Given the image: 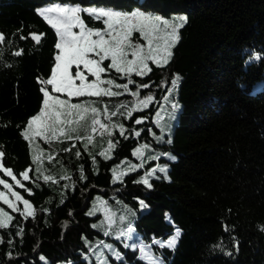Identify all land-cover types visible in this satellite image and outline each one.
<instances>
[{"label": "trees", "instance_id": "obj_1", "mask_svg": "<svg viewBox=\"0 0 264 264\" xmlns=\"http://www.w3.org/2000/svg\"><path fill=\"white\" fill-rule=\"evenodd\" d=\"M52 3L147 11L174 21L187 18L167 65L149 62L152 71L146 77L121 78L114 70L102 74L116 84L131 80L127 93L113 87L121 95L68 98L71 104L90 98L106 108L105 124L117 127L105 141L102 134L92 135L98 116L82 110L71 112L70 133L56 123L55 139L23 138L27 121L43 107L39 81L50 77L57 54L56 32L38 15L40 7ZM82 18L90 28L103 27L86 13ZM0 33L5 37L0 42V161L22 186L2 170L0 177L33 205L31 216L5 207L10 220L0 228V264H96L94 258H84L90 253L86 242L94 247L102 239L117 243L124 257L119 262L108 257L107 264H145L137 259L138 249L124 248L113 236L128 221L145 244L153 238L166 240L175 227L181 229L174 249L151 248L164 264H264V59L245 65L247 57L240 55L243 49L264 53V0H0ZM30 34L41 35V40H32ZM17 51L21 55H14ZM177 75L181 84L174 100L181 108L174 120L166 119L170 108L161 111L171 126L172 143L156 144L147 129L160 134L151 119L164 94L160 85L170 86ZM142 84L150 87L138 88ZM46 88L51 95L66 97ZM150 94L155 98L150 107L133 111ZM142 117L149 120L136 125ZM121 124L127 139L119 133ZM146 143L150 148L145 156L169 152L175 160L146 161L143 168L113 182V169L142 163L132 152ZM38 149L49 158L35 161ZM157 163L168 165V180L151 179L150 190L133 183ZM138 200L149 207L139 211ZM100 201L112 218L113 237L104 235L110 232L104 211L87 215ZM125 206L135 215L126 213ZM166 213L172 223L165 220ZM126 214L128 220L121 221ZM221 242L222 248L216 247Z\"/></svg>", "mask_w": 264, "mask_h": 264}, {"label": "snow or ice", "instance_id": "obj_2", "mask_svg": "<svg viewBox=\"0 0 264 264\" xmlns=\"http://www.w3.org/2000/svg\"><path fill=\"white\" fill-rule=\"evenodd\" d=\"M87 13L89 16L94 17L96 21H102L104 30L99 29L93 30L91 28H85L84 22L81 20L80 13ZM55 13L56 15H52ZM38 15L43 17V19L55 30L58 37V42L55 44V49L57 54L55 55V63L51 68L50 77L46 80L39 81L41 84L40 91L43 95V107L40 108L37 115L32 116L27 121V127L22 133L23 138L26 141L34 140L37 137H41L45 141L56 138V132L54 124L60 122V117L62 115H71V109H82L81 104H71L69 100L60 99L55 95H51L46 86H51L52 93L67 94L69 99L78 98L84 96L90 97H117L121 95L120 92L113 91V87L123 88L124 93L128 92L129 85L132 84L131 80H128L124 84H116L113 79L104 80L101 78L102 74H106L114 70V72L121 78L128 77L131 74H135L137 77H146L152 68L149 67V62L157 67H163L167 65L172 57V49L175 47L179 40L178 32L187 22L186 17H179L175 22L163 19L159 15L145 14L141 11H132L131 13L119 12L113 10H106L104 8H84L70 7V6H56L50 7L45 10H39ZM74 28H78L79 32L73 31ZM136 32L147 44L145 49L143 44H133L131 43V37L133 33ZM31 39L39 42L41 40V35L30 34ZM95 37V38H94ZM5 37L0 33V42H3ZM21 40L28 39V37L21 36ZM126 48H130L131 52L126 51ZM14 55H21L20 51L14 53ZM129 55L131 59H128ZM240 55L242 57H247L244 60V64L248 65L252 62H258L264 59V53L256 52L250 49L241 50ZM93 56L98 58H92ZM105 61H110L107 67L102 66ZM75 66V74L72 75L70 69ZM81 66L85 69L91 77L94 79L88 82V77L85 72L81 70ZM78 81V83H77ZM181 84V78L179 75L175 76L171 82L170 86L161 84L160 88L164 90V94L161 100L157 103L158 110L155 112V116L152 117L153 125L159 129L160 134L156 135L152 128H148L150 136L156 144H171V126L165 123V117L161 116V111L170 108L167 111L166 119L174 120L176 113L180 110L181 105L175 102L174 93L178 90ZM102 85H107L108 87H103ZM149 84L138 85V88H149ZM241 88L244 85H240ZM134 92L132 95H137ZM155 98L153 95H147L143 99H140L135 105L133 111L137 109H148L150 105L154 102ZM59 106L61 109L67 106L68 112L64 113L62 111H57L56 107ZM123 107V106H122ZM87 111V109H83ZM92 112L95 113L96 109L93 108ZM111 115L115 116L116 113L113 112ZM128 117L133 115V112H128ZM149 120V117H142L135 121L136 125L143 124ZM70 123V121H69ZM101 134L108 133L112 135L113 129L117 126L106 125L101 123L99 119L93 120L92 131L95 133L97 127ZM119 133L122 137L127 139L125 136V127L123 124L119 125ZM51 132V137L46 135V133ZM136 137L141 135V132H134ZM165 136L168 138L165 139ZM71 139V137H69ZM88 142L91 143V137H88ZM109 149L113 148L114 145L109 141ZM150 148L149 144H141L137 147L132 155L141 159L142 163L132 164L129 166L126 172L116 171L113 169L112 179L113 182L121 181L127 172H134L139 168L144 167V162L146 161H159L161 158H165L169 161L175 160V157L169 152H159L151 155L145 156L146 150ZM87 149V145H85ZM80 153H77L79 156ZM100 156L108 159L106 152H101ZM4 156V152L0 151V158ZM35 161L40 160V156H34ZM0 170L3 171L5 175L15 179L13 173L10 169L2 167L0 165ZM157 173L162 174L157 175ZM83 178V177H81ZM161 179L168 180V165L167 164H155V166L149 168L143 176L138 180L133 181V183L143 184L147 189L152 188L150 183L151 179ZM27 174L24 175V180H27ZM45 180H49L50 177L45 176ZM17 184H20L19 180H16ZM0 185H3L5 189H11L12 185L6 180L0 179ZM11 195L19 202L21 200L20 195L17 192H12ZM0 200L8 205L9 208L13 207L11 199H6L5 194L0 192ZM140 205L139 211L147 209L149 206L145 204L143 200H138ZM23 204L25 205V210L29 216H31L32 209L29 207L28 200L24 199ZM126 213H131L135 215L131 209H127L125 206ZM104 211L105 219L108 221L109 227L112 224V218L108 215V211L104 208V201H100L99 205H94V207L87 213L88 216H94L97 212ZM121 221L128 220V216L122 215L120 217ZM165 220L172 223L171 218L168 214H165ZM5 227L3 221H0V228ZM93 228H99L101 225H92ZM225 231L228 229L225 227ZM110 232H104L105 236H109ZM181 236V229L175 227L174 234L168 240H159L153 238L151 244H144L142 240L136 235L135 227L131 221H128V225L123 230L116 233L115 239L122 241V246L126 249H131L132 251H139L137 256L138 260L144 261L145 264H162L159 257L155 256L151 248L152 246H158L159 248H169L174 249L177 242ZM86 247L89 248L90 253H95L96 264H107L108 257L116 261H123V255L110 244H104L97 247L101 250L97 251L96 248L89 246L86 242ZM216 247L222 248V242ZM107 252V256L105 255ZM226 255H231V252H226ZM9 258H11V253H9ZM88 259L87 256L84 257ZM41 260H45L44 257H40ZM47 264V262H45ZM68 264H72V261H68Z\"/></svg>", "mask_w": 264, "mask_h": 264}, {"label": "rangeland", "instance_id": "obj_3", "mask_svg": "<svg viewBox=\"0 0 264 264\" xmlns=\"http://www.w3.org/2000/svg\"><path fill=\"white\" fill-rule=\"evenodd\" d=\"M56 6H70V7H79V8H81V9H84V8H82L81 6H79V5H77V4H62V3H52V4H48V5H45V6H42V7H40L39 9H38V11L39 10H45V9H47V8H50V7H56ZM85 8H104V9H106V10H113V11H119V12H126V11H122V10H116V9H113V8H111V7H107V6H94V7H85ZM141 12H143V13H145V14H151L150 12H147V11H141ZM83 13H85V12H81L80 13V16H81V20L84 22V20H83V18H82V14ZM127 13H131V12H127ZM87 14V13H86ZM52 15H56L55 13H53ZM151 15H157V14H151ZM159 16H161V15H159ZM163 19H167V20H169V21H172V22H175L174 20H172L171 18H165V17H163V16H161ZM94 18V17H93ZM102 22V21H101ZM103 23V22H102ZM84 24H85V22H84ZM104 25H103V27L102 28H91V29H93V30H97V29H99V30H101V31H103L104 30ZM85 28L87 29V28H90V27H88L86 24H85ZM73 31H76V32H79V29L78 28H74L73 29ZM95 38V37H94ZM58 42V41H57ZM131 43H133V44H137V43H139V44H143V46H144V48L146 49L147 48V44H146V42H144L143 40H142V38L139 36V34L138 33H136V32H134L133 33V35H132V37H131ZM126 51H128L129 53L131 52V49L130 48H126ZM92 58H98V57H95V56H93ZM128 59H131V56L129 55V57H128ZM110 62V61H109ZM75 66H73V68H71L70 69V72H71V74L72 75H74L75 74ZM81 70L82 71H84L85 72V75L88 77V82H91V80L92 79H94L93 77H91L90 76V74L85 70V69H83V66H81ZM101 78L102 79H104V80H107V78H105V77H103V76H101ZM77 83H78V81H77ZM103 87H108L107 85H102ZM113 90V89H112ZM53 95H55V94H53ZM63 95H65L66 97H62V96H59V95H55V96H57V97H59L60 99H65V100H69L68 98V96H67V94H63ZM86 97H90V96H86ZM81 104L82 105V109H71V112H73V113H77V111H79V110H82L83 111V113H85L86 115L87 114H94V115H96V116H98V117H96V119H99L100 121H101V123H104L105 124V122H104V117H103V113L106 111V108L105 107H102V108H100V107H98V105H94V104H92V101H91V99L90 98H87V99H83V100H81V101H77V102H75L74 104ZM137 104V103H136ZM135 104V105H136ZM93 108H95L96 109V112L95 113H93L92 112V109ZM83 109H87V111H84ZM56 110L57 111H62V112H64V113H67L68 112V109H67V106H65V108H63V109H61L59 106H57L56 107ZM71 116H72V114L71 115H62L61 117H60V122L59 123H62V128L63 129H65L68 133H70V131H72L73 130V124H71ZM69 121H70V123H69ZM97 127V131L95 132V133H93V131H92V135L94 134H101V132H100V130H99V126L97 125L96 126ZM108 137H109V135H108V133H103L102 134V141H105L106 139H108ZM37 155H39L40 156V160L39 161H41L42 159H44L45 157H46V159L47 158H49V155H47V153H45V152H43V150L42 149H38L37 151H36V156ZM133 164H135V163H133ZM0 165H1V161H0ZM130 165H132V163H129V164H126L124 167H122L121 169H119V170H116V171H121V172H123V171H126L128 168H129V166ZM25 174H27V176H28V173H27V171H25V172H23V174H22V176H23V178H24V175ZM0 179H2L1 177H0ZM9 183V182H8ZM13 183H15V184H17L16 183V180L15 179H13ZM9 184H11V183H9ZM12 185V188L11 189H5L4 187H3V185H0V192H3L4 194H5V198L6 199H11V201H12V203H13V207L12 208H10V209H12V210H15V211H19V212H21V214H23V215H28L27 214V212H26V210H25V205L23 204V200L24 199H26V198H24L15 188H14V186H13V184H11ZM18 186H22L21 184H17ZM12 192H17L19 195H20V197H21V200L18 202L16 199H15V197H13L12 195H11V193ZM27 200V199H26ZM29 202V207H31V209H32V213H33V205L31 204V202L30 201H28ZM5 207H7V208H9L8 207V205H6V204H4L3 203V200H0V221H3V223H4V225H6L8 222H9V220H10V213L5 209ZM104 208H106V203H104ZM107 209V208H106ZM104 221H106V223H108L107 222V220L105 219V217H104ZM107 225V227H108V231H110V229H109V224H106ZM118 231H120V227L118 228V230H114V235L113 236H115L116 235V233L118 232ZM110 233H111V231H110ZM109 236H111V234L109 235ZM113 236H111V237H113ZM138 236V235H137ZM172 236V235H171ZM170 236V237H171ZM169 237V238H170ZM168 238V239H169ZM168 239H166V240H168ZM141 240V239H140ZM160 240V239H159ZM104 243V244H110V245H113V247L114 248H116L117 250H118V245H117V243H114L112 240H107V239H102V240H100L93 248H96L97 249V251H99V250H101L100 248H98L97 246L98 245H101V243ZM119 243H121L122 244V241H119ZM144 243V242H143ZM145 244V243H144ZM119 251V250H118ZM152 251V250H151ZM138 253H139V251H138ZM152 253H153V251H152ZM154 254V253H153ZM105 255L107 256V252L105 251ZM139 255V254H138ZM155 255V254H154ZM156 256V255H155ZM158 257V256H157ZM90 258H94L95 259V253L93 252V253H89L88 254V259L90 260ZM159 259H160V261L162 262V264H164L163 263V261H162V259L159 257ZM57 264H66L65 262H58Z\"/></svg>", "mask_w": 264, "mask_h": 264}]
</instances>
